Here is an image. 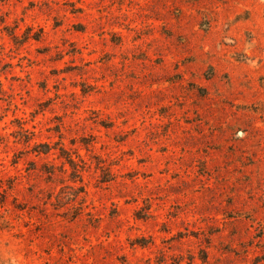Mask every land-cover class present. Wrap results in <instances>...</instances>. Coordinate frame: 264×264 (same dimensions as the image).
Returning <instances> with one entry per match:
<instances>
[{"label": "rangeland", "instance_id": "374dc122", "mask_svg": "<svg viewBox=\"0 0 264 264\" xmlns=\"http://www.w3.org/2000/svg\"><path fill=\"white\" fill-rule=\"evenodd\" d=\"M0 264H264V0H0Z\"/></svg>", "mask_w": 264, "mask_h": 264}, {"label": "trees", "instance_id": "16d2710c", "mask_svg": "<svg viewBox=\"0 0 264 264\" xmlns=\"http://www.w3.org/2000/svg\"><path fill=\"white\" fill-rule=\"evenodd\" d=\"M48 152V151H47ZM46 152V153H47ZM61 156H62V158H64L65 159V165H67L68 167H69V169H67L66 171H65V173L66 174H68V177L70 178L71 177V175L73 174V170L75 169V163H74V161H73V159H71L70 157H65V152L62 150L61 151ZM64 154V155H63ZM72 198L71 199H68V202H72ZM69 204V203H68Z\"/></svg>", "mask_w": 264, "mask_h": 264}]
</instances>
